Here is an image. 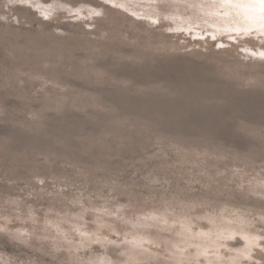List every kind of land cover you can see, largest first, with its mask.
<instances>
[{
    "label": "rangeland",
    "instance_id": "1",
    "mask_svg": "<svg viewBox=\"0 0 264 264\" xmlns=\"http://www.w3.org/2000/svg\"><path fill=\"white\" fill-rule=\"evenodd\" d=\"M246 1L0 0V264H264Z\"/></svg>",
    "mask_w": 264,
    "mask_h": 264
},
{
    "label": "bare ground",
    "instance_id": "2",
    "mask_svg": "<svg viewBox=\"0 0 264 264\" xmlns=\"http://www.w3.org/2000/svg\"><path fill=\"white\" fill-rule=\"evenodd\" d=\"M232 1V0H231ZM238 2V1H237ZM227 3V2H226ZM232 3V2H231ZM236 3V2H235ZM220 4V3H219ZM229 6V5H228ZM246 6L243 8L246 10L247 16L251 19V23L254 25H257L256 19H257V13L264 11V0H247L244 4ZM234 7V6H233ZM227 8V7H226ZM240 8V7H239ZM237 12V10H236ZM240 12V11H239ZM260 16V15H259ZM246 17V16H244ZM241 18V17H240ZM261 22V21H260ZM237 23V22H236ZM229 26V25H228ZM250 27V26H249ZM228 28V27H227ZM233 28V27H232ZM239 28V27H238ZM225 30V29H224Z\"/></svg>",
    "mask_w": 264,
    "mask_h": 264
}]
</instances>
